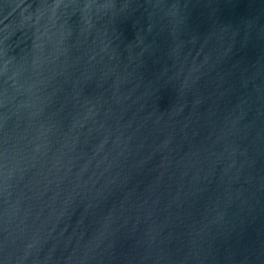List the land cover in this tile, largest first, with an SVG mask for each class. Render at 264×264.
Wrapping results in <instances>:
<instances>
[{
  "label": "water",
  "instance_id": "1",
  "mask_svg": "<svg viewBox=\"0 0 264 264\" xmlns=\"http://www.w3.org/2000/svg\"><path fill=\"white\" fill-rule=\"evenodd\" d=\"M0 264H264V0H0Z\"/></svg>",
  "mask_w": 264,
  "mask_h": 264
}]
</instances>
